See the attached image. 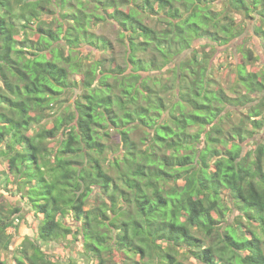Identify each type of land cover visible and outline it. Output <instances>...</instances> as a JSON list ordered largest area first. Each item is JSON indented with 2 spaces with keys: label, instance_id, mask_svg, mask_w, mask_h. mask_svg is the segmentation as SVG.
<instances>
[{
  "label": "trees",
  "instance_id": "16d2710c",
  "mask_svg": "<svg viewBox=\"0 0 264 264\" xmlns=\"http://www.w3.org/2000/svg\"><path fill=\"white\" fill-rule=\"evenodd\" d=\"M220 6L0 0V181L28 208L0 211V252L13 216L32 212L37 236L20 244L17 264H76L56 263L39 243L76 233L89 264H264V140H248L264 124L255 96L264 68L244 63L257 58L249 20L264 49V0ZM108 21L120 54L94 31ZM235 39L241 58L225 88L211 53ZM76 88L68 106L50 111ZM223 190L235 224L224 223L232 208ZM69 213L74 230L63 222Z\"/></svg>",
  "mask_w": 264,
  "mask_h": 264
},
{
  "label": "rangeland",
  "instance_id": "374dc122",
  "mask_svg": "<svg viewBox=\"0 0 264 264\" xmlns=\"http://www.w3.org/2000/svg\"><path fill=\"white\" fill-rule=\"evenodd\" d=\"M222 0H217L218 7H221ZM252 22L253 20H249V25L246 29V42L247 45L254 50V55L257 56L254 60H250L244 62L245 67L248 70L260 72L264 68V49L262 46V42L252 35ZM94 31L96 33L106 35L110 38L114 43L115 51L120 54L121 48L117 42L114 41L116 38L117 26L114 25L113 22H103L102 24H98L94 27ZM17 39H22V35L18 34ZM240 41V40H239ZM238 41L235 39L231 41L228 45L224 46H217V50L214 53H211V71L213 76L218 80L219 83L225 88H228L232 81L235 79V65L240 61V55H235L234 52L236 50V45ZM262 46V47H261ZM82 51V50H81ZM85 54V51L82 52ZM75 78H79V75H73ZM232 94L231 91H228ZM79 93V88L74 89L73 91H69L63 95H61L59 102H55L53 104V108H51V112L60 111L68 106L76 95ZM256 100L264 99V92H256L255 93ZM242 111H245L244 109ZM263 113H264V106H263ZM236 113H233L232 120L236 122L238 120V116ZM251 140L252 143L249 146H254V141H262L264 140V124L262 130L256 131L255 134L248 139ZM247 140V141H248ZM51 144H54L52 142ZM6 162L0 159V170L6 168ZM0 177H2L0 173ZM13 185L11 183L4 184V181H0V211H4L5 208L13 206H20L23 211H28V208L22 198H20L16 193H13ZM11 189V191H10ZM95 193L96 190L91 194L90 198L88 199V203L86 204V208H92L95 201ZM223 200L228 207L232 209H228L225 215V222L229 223H236L239 221L235 218L237 214V208L233 204L232 198L228 195L226 190L222 192ZM23 212H21L22 214ZM37 216L40 217L39 214L35 215L32 212L27 214L24 218H21L19 215L13 216V225L6 228L5 232L11 236V243L7 250H3L0 252V259L4 260L7 264H17L16 257L20 256L21 254V247L20 244L23 240L28 237L30 239H35L37 236V224L39 219ZM244 220V219H243ZM63 222L66 224L72 225V229L74 230L73 223L76 222L73 220L71 213L67 214L66 217L63 218ZM246 222V221H245ZM41 247L48 253L50 258L54 259L57 263L62 262L65 260H69V258L75 259L76 264H89L87 261L83 260L82 257L78 254V252L82 251V236L79 233L75 234V237L72 235H68L65 239L59 241H50V242H43L39 241ZM114 258V256H113ZM188 262H193L190 257L186 256ZM191 260V261H190ZM194 263V262H193Z\"/></svg>",
  "mask_w": 264,
  "mask_h": 264
}]
</instances>
